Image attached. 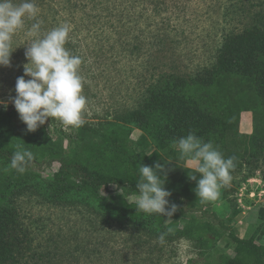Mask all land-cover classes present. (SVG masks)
<instances>
[{
	"label": "rangeland",
	"instance_id": "obj_1",
	"mask_svg": "<svg viewBox=\"0 0 264 264\" xmlns=\"http://www.w3.org/2000/svg\"><path fill=\"white\" fill-rule=\"evenodd\" d=\"M49 1L69 2L47 0ZM119 1L123 0H104L108 4L111 2L112 11L108 18L116 29L103 30L102 27H97L90 33L81 30L78 32L81 33L80 39L91 36L120 40L129 32L143 33L144 36L151 33L152 36H166L167 46L164 45L161 52H156L152 57L147 53L131 57L122 53L97 52L93 43L87 41L90 46L84 44L80 49L82 58L86 60V64L81 66V75L85 81L84 95L88 98L85 123L80 127H66L59 120L48 118L44 124L43 135L40 128L28 131L20 118L8 121L0 115L1 141L17 144L22 134H28L35 140L48 136L60 145L53 147L65 157L97 166L98 160L93 155L95 152L88 149L91 141L97 142L104 134L99 132L103 125L124 127L125 124L120 118L138 107L142 93L147 86L156 82L158 76L174 73L187 79L195 78L200 71L216 62L227 36L253 25L256 22V13L262 12L264 15V0H140L144 5L138 9V16L118 22L115 19L118 9L113 4H120ZM60 5L62 9L65 7L64 4ZM84 20L85 15L77 13L76 21ZM62 23H68L72 30L75 29L76 23L72 21L60 20L57 23L50 19V24L54 27ZM111 23L109 24L113 26ZM72 30L70 36L77 33L75 30L74 34ZM26 32L22 29L13 36L12 43H15L16 51L11 55L10 66H0V101L3 102L0 103V111L12 112L15 109L13 98L16 96V81L18 77L24 76V65L28 63L25 56L27 43L33 39L27 28ZM100 45H107L105 48H108L106 42L101 41ZM22 46L24 52H17L22 50ZM25 79L31 78L25 76ZM5 122L10 123L16 131L8 130ZM258 123L253 111L241 113L239 133L229 152L224 153L225 157H237L235 169L231 172V182L220 189V195L215 201H202L196 192L188 195L193 205L197 206L194 207L195 213L181 216L177 226L167 231L163 244L159 242L158 235L122 225L104 217L86 203L57 205L46 201L37 193L35 186L51 180L59 170L58 163L50 167H33L20 174L11 169L9 164L0 161V191L11 189L13 193L16 181H30L29 185L21 183L22 187L15 189L18 194L16 205L22 223L33 238V251L46 262H50L54 255H60L59 258L63 255L70 260L71 253H75L77 248L87 247L89 254L93 253L88 263L92 260L93 264H217L220 255H234L235 244L228 233L220 228L212 214H216L238 236L245 237L247 234L264 244V236L259 235L261 221L258 215L260 207L264 206V142L253 148L248 141L249 137L259 135ZM130 127L125 126V132L128 128L131 129V146L157 163L168 162L167 174L174 170L173 174H169L171 183H176L182 177L190 180L189 174L197 175L199 179L200 174L196 171L198 164L194 160L181 159L180 155L176 159L167 157L145 133L135 126ZM215 146L221 152L224 149L223 144ZM39 150L42 148L39 147ZM84 150L89 152L90 161L82 155ZM94 150L97 151L95 147ZM244 163L247 164L245 173L249 175L239 167ZM190 183L196 189L197 181L190 180ZM165 188H168L167 183ZM244 188L246 190L243 202L248 208H243L238 203L239 194ZM110 190L122 195L129 203H136L138 198L126 186H111ZM251 192L255 195L247 197ZM182 203L186 201L183 200ZM197 208L208 210L210 215L202 217ZM173 221L172 218L167 219L166 226ZM202 225L206 227L200 235H190V230H196ZM178 228L186 235L177 234ZM28 262L33 264L34 260L28 259Z\"/></svg>",
	"mask_w": 264,
	"mask_h": 264
},
{
	"label": "trees",
	"instance_id": "obj_2",
	"mask_svg": "<svg viewBox=\"0 0 264 264\" xmlns=\"http://www.w3.org/2000/svg\"><path fill=\"white\" fill-rule=\"evenodd\" d=\"M68 1L35 0L38 8L37 16L25 20L23 31L26 32V28L29 31L31 25L39 21L40 31L32 38H40L54 28L53 24H50V19L57 23L60 20L72 21L76 23L72 31L75 34L76 30L77 33L70 36L66 47L79 56H81L80 49L84 47V44L90 46L87 41L93 43L97 52L122 53L131 57L145 53L152 57L156 52H161L164 45L167 46L166 36L160 34L152 36L151 33L144 36L143 33L130 34L129 32L120 40L91 36L80 39L81 33L78 32L81 30L90 33L97 27H102L103 30L116 29L108 18L109 12L112 11L111 2L108 4L104 0ZM139 1L123 0L119 1L120 4H113L115 9H118L115 19L122 22L127 18L131 20L137 17L138 9L144 5ZM15 2L20 3L21 0H15ZM60 4H64L65 7L62 9ZM80 12L85 15L84 22L76 21L77 13ZM255 17L256 22L253 25L225 38L216 62L200 71L195 78L187 79L174 73L158 76L156 82L147 86L148 88L142 93L138 107L126 112L120 118L121 122L125 126H135L140 129L167 157L176 159L180 152L175 142L190 132H194L204 142L210 141L214 145L223 144V154L229 152L239 133L241 113L251 110L259 121L257 132L261 137L253 135L248 138V141L253 148L259 146L261 142H264L262 140L264 135V15L259 12ZM46 24L50 25L46 26ZM101 41L108 43V48H105L107 45H100ZM14 45L15 43H12L13 49H15ZM17 52H24L23 46L22 50ZM85 64L86 60L83 59L82 65ZM0 115L8 121L20 118L16 108L12 112L2 110ZM5 125L8 130L16 131L10 123L5 122ZM125 126L106 127L103 125L99 129V132H104V134L97 142L91 141L88 149V151L95 152L93 155L98 160L97 166H90L65 157L53 147H60V145L48 136H43L42 140H35L28 134H22L17 144L0 140V161L10 165L11 155L16 150V146L22 145L34 153V159L27 169L38 166L50 167L54 163L60 165L51 180L35 186L38 189L37 193L49 203L57 205L86 203L104 217L122 225L126 224L137 231L145 230L158 236L161 233L167 235L169 229L177 226L181 216L185 217L195 213L194 207L197 206L193 205L188 196L195 192V187L193 188L190 180L184 177L176 183H171L169 174H173L174 170L167 174V163L160 162L165 165V172L162 173L167 177L168 188L165 189L172 193L168 197V207L170 208L172 204L177 205V211L171 217L174 221L168 226H166V221L169 218L160 214L137 211L136 203H129L122 195L110 190L111 186L117 188L126 186L129 191L138 195L137 165L142 163L154 168L157 164L156 160L138 152L131 146V127L125 132ZM25 128H27L26 124ZM39 128L44 135V125ZM39 141L42 142L38 143ZM39 147L42 150H39ZM88 151L84 150L82 155L90 161ZM246 166V163L239 166L243 168L244 173ZM184 172H189V170H184ZM21 183L29 185L30 181L24 180ZM21 183L18 181L14 183L13 193L11 189L0 191V264H29L28 259L34 260L33 264L41 262L46 264H93L92 260L88 263L93 253L89 254L87 247L77 248L75 253H71L72 259L69 258L70 260L63 255L61 258H59L60 255L52 256L50 262L44 261V258L40 259V255L33 251V238L22 223L16 205L18 194L15 193V189L22 187ZM183 200L186 203L183 204ZM197 209L202 217L210 215L208 210ZM258 215L261 221L259 235L264 236V206L260 207ZM211 216L220 228L228 233L229 238L235 244L234 255H220V261L217 264H264V244L257 242L253 236L241 238L216 214ZM205 227L206 225L199 226L198 229L190 230L189 233L190 235L196 233L195 235L198 236L201 231L205 230ZM179 233L186 235L178 228L177 234Z\"/></svg>",
	"mask_w": 264,
	"mask_h": 264
},
{
	"label": "clouds",
	"instance_id": "obj_3",
	"mask_svg": "<svg viewBox=\"0 0 264 264\" xmlns=\"http://www.w3.org/2000/svg\"><path fill=\"white\" fill-rule=\"evenodd\" d=\"M35 0H0V66H10L13 36L25 27V20L37 16ZM39 21L31 25L29 35L39 33ZM71 25L62 23L47 31L42 37L32 39L25 56L24 76L17 78L13 98L20 119L27 125L28 131H36L48 118L59 120L66 127H80L85 123L84 115L88 107V98L84 95V78L81 75L83 59L66 47L69 42ZM25 76L31 79H25ZM0 103H3L0 101ZM5 107L7 105L5 104ZM180 158L194 160L200 174L190 175L197 181L195 192L202 201H215L220 189L232 180L236 156L225 157L212 142H204L194 132L180 137L176 142ZM34 153L17 145L11 155L10 168L24 174L33 161ZM168 163V162H166ZM136 200L137 211L148 214H160L171 218L177 211V205L169 206L171 192L165 189V165L157 163L155 167L138 164ZM166 233L158 240L165 242Z\"/></svg>",
	"mask_w": 264,
	"mask_h": 264
},
{
	"label": "built area",
	"instance_id": "obj_4",
	"mask_svg": "<svg viewBox=\"0 0 264 264\" xmlns=\"http://www.w3.org/2000/svg\"><path fill=\"white\" fill-rule=\"evenodd\" d=\"M245 174H247V173H245ZM249 181H251V180H249ZM246 190V188H244V189H242L241 190V192H240V194H239V198H238V203L243 207V208H248L246 205H245V203L243 202L244 201V198H245V191ZM255 194H254V192H251L247 197H252V196H254ZM258 197H260V194L258 195Z\"/></svg>",
	"mask_w": 264,
	"mask_h": 264
},
{
	"label": "crops",
	"instance_id": "obj_5",
	"mask_svg": "<svg viewBox=\"0 0 264 264\" xmlns=\"http://www.w3.org/2000/svg\"><path fill=\"white\" fill-rule=\"evenodd\" d=\"M245 237H247V234H245ZM241 238H244V237H241Z\"/></svg>",
	"mask_w": 264,
	"mask_h": 264
}]
</instances>
